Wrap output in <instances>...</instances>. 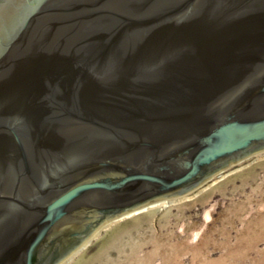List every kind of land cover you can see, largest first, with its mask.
<instances>
[{
    "label": "water",
    "instance_id": "water-1",
    "mask_svg": "<svg viewBox=\"0 0 264 264\" xmlns=\"http://www.w3.org/2000/svg\"><path fill=\"white\" fill-rule=\"evenodd\" d=\"M14 1L0 2V264H60L264 151V0Z\"/></svg>",
    "mask_w": 264,
    "mask_h": 264
},
{
    "label": "rangeland",
    "instance_id": "rangeland-1",
    "mask_svg": "<svg viewBox=\"0 0 264 264\" xmlns=\"http://www.w3.org/2000/svg\"><path fill=\"white\" fill-rule=\"evenodd\" d=\"M70 258L60 264H264V151L185 198L111 222Z\"/></svg>",
    "mask_w": 264,
    "mask_h": 264
},
{
    "label": "bare ground",
    "instance_id": "bare-ground-1",
    "mask_svg": "<svg viewBox=\"0 0 264 264\" xmlns=\"http://www.w3.org/2000/svg\"><path fill=\"white\" fill-rule=\"evenodd\" d=\"M164 201L163 202H161L159 205H157V206H153V207H151L152 209L153 208H157V207H161L162 205H164ZM150 208V209H151ZM113 223V222H112ZM110 223H108V224H106V225H104V226H102L92 237H90L79 249H77L73 254H71L68 258H66V259H69L71 256H73V255H75L76 253H79L85 246H87V244L88 243H90L91 242V240H92V238H95L97 235H98V233L101 231V229H103V228H105V227H107L108 225H109ZM71 259V258H70Z\"/></svg>",
    "mask_w": 264,
    "mask_h": 264
},
{
    "label": "flooded vegetation",
    "instance_id": "flooded-vegetation-1",
    "mask_svg": "<svg viewBox=\"0 0 264 264\" xmlns=\"http://www.w3.org/2000/svg\"><path fill=\"white\" fill-rule=\"evenodd\" d=\"M0 2H1V0H0ZM14 2L16 3V0Z\"/></svg>",
    "mask_w": 264,
    "mask_h": 264
}]
</instances>
